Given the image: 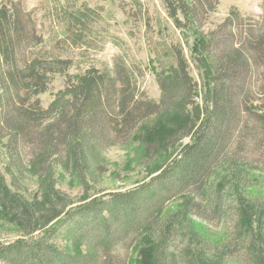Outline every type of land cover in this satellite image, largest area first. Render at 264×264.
Masks as SVG:
<instances>
[{"label":"trees","instance_id":"obj_1","mask_svg":"<svg viewBox=\"0 0 264 264\" xmlns=\"http://www.w3.org/2000/svg\"><path fill=\"white\" fill-rule=\"evenodd\" d=\"M164 4L182 33L189 56L182 49L174 51L176 65L164 84L160 82L167 91L160 104L137 101L130 89V72L117 66L114 73L90 68L77 81H70L48 109L41 106L39 96L48 91L55 75L68 71L71 62L46 59L35 52L44 38L31 14L19 2L0 4V141L7 132L11 158L26 139H38L48 146L70 136L76 142L74 154H80L84 152L81 140L101 141L106 123L124 132L127 141L140 140L160 158L170 157L167 167L149 183L107 201L94 198L52 225L53 217L42 222L40 216L49 212H44L48 204L53 209L50 197L27 201L12 196L21 208L19 233L30 240L0 245V264H101L100 249L131 230L149 231L152 217L168 202L176 203L166 209L167 223L172 224L169 229L184 243L174 256L167 257L160 253L166 240H160L153 249L156 242L152 239L143 242L145 250L151 251V264H264V196L250 194L257 182L246 174L249 165L229 156L230 135L238 114L252 116L254 101H261L263 110L254 121V127L261 129L255 139L262 131L264 134V92L254 90L260 82V75L254 72L264 65V16L261 22L246 21L232 10L216 29L205 31L206 21L220 0H164ZM90 15L91 10L72 14V22L84 25ZM192 65L200 81L191 76ZM243 90L250 95L251 104L242 105L241 110ZM172 91H180L183 99L175 103ZM253 94L257 100L251 98ZM193 97H200L201 103ZM115 115L122 118L114 120ZM52 128L58 131V138H54ZM185 138H190V143L177 151ZM262 161L264 165V155ZM256 163L261 164L260 159ZM7 169L5 173L0 170L1 198L10 195ZM209 179L217 183L215 191L220 199L227 192L231 195L235 214L230 215L233 227L227 233L201 230L198 223L205 217L204 203L211 202L204 196L211 190H205ZM36 232H40L38 237ZM84 239L103 241V245L87 253L68 250ZM59 243H64L66 250Z\"/></svg>","mask_w":264,"mask_h":264},{"label":"rangeland","instance_id":"obj_2","mask_svg":"<svg viewBox=\"0 0 264 264\" xmlns=\"http://www.w3.org/2000/svg\"><path fill=\"white\" fill-rule=\"evenodd\" d=\"M11 1L21 3L31 14L38 32L44 38V43L35 49V52L46 59L71 62L68 71L55 75L48 91L39 96L44 109L49 108L70 81H77L90 68L114 73L117 66L130 72V89L134 91L137 101L160 104L167 94L160 82L163 80L164 84L169 71L176 65L174 51L182 49L189 56L182 33L169 18L164 0H0V4ZM263 5L264 0H220L219 7L206 21L204 30L216 29L232 10L238 12L246 21L261 22L264 16ZM88 10L92 11V15L87 18L86 24L72 22V14L85 13ZM189 42L192 46L193 39ZM190 73L195 81H200L194 65L190 68ZM254 74L260 75V82L254 90L263 93L264 65ZM124 89L127 90L128 86L124 85ZM166 89L168 81L165 83ZM172 92L175 93V103L183 99L180 91L177 94ZM240 96L242 110V105H250L251 102L250 95H247L245 90ZM251 96L257 100L256 94ZM193 100L198 104L200 97H193ZM254 102L252 116L241 112L238 114L239 120L230 135L229 156L240 159L245 166L249 165L246 174L250 173L257 182L249 192L256 197L264 196V153H261L264 134L262 131L258 139H255L261 129L254 127V121L256 117L261 116L263 110L260 107L261 101ZM115 117L112 118L120 119L122 115ZM52 130L56 133L54 138H58V131L54 128ZM6 134L8 133L5 132V138L0 141V170L5 173L8 167L6 182L10 187V195L0 197L2 246L18 240H30L19 233L23 223L19 212L21 208L16 199L13 201L12 196L16 195L17 199L24 198L27 201L50 197L54 203L53 209L48 204L44 212H49L40 216H43L42 222L53 217L52 225L94 198L107 201L113 195L135 191L158 176L170 162V157L160 158L155 150L148 151L140 140L128 142L124 132L115 131L114 127L107 123L106 133L101 141L81 140L84 152L80 154H74L76 142H73V137L70 136L64 142L55 140L48 146L38 139H26L18 145V155L15 154L11 158ZM188 143L190 138H185L178 144L180 146L177 151ZM258 159L261 164L256 163ZM216 186L217 183L214 184L213 179H209L205 190H211L204 196L211 202L204 203L205 217L198 223L203 228L201 230L209 228L222 234L233 227L230 215L235 214V209L230 193H225L220 199ZM168 203L161 207L159 213L154 214L150 230L149 226L147 227L149 231L131 230L126 236L113 238L108 246L100 249L101 264H151V251L147 252L146 245L142 244L150 243L151 239L156 242L152 249L159 245L160 240H166L163 241L164 251L160 253L167 257L174 256L175 251L182 248L184 239L169 229L172 224L167 223L168 217L165 214L176 203L172 202L167 206ZM150 231L152 235L147 233ZM39 233L34 234L38 237ZM168 237L171 238L167 239ZM82 242H74L68 246V250L80 254L103 245V241L97 240L90 242L84 239ZM59 245L62 250H66L64 243Z\"/></svg>","mask_w":264,"mask_h":264}]
</instances>
